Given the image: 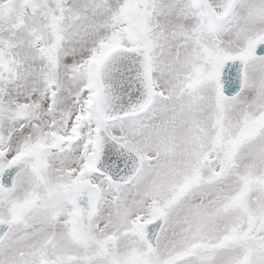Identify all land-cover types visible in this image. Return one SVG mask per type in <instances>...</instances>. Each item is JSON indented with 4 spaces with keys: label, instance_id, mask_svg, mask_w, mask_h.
Here are the masks:
<instances>
[{
    "label": "snow or ice",
    "instance_id": "obj_1",
    "mask_svg": "<svg viewBox=\"0 0 264 264\" xmlns=\"http://www.w3.org/2000/svg\"><path fill=\"white\" fill-rule=\"evenodd\" d=\"M0 264H264V0H0Z\"/></svg>",
    "mask_w": 264,
    "mask_h": 264
}]
</instances>
